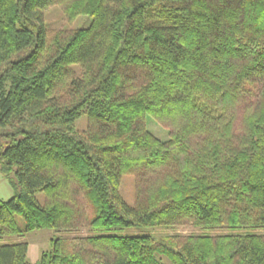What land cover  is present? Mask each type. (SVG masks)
Returning a JSON list of instances; mask_svg holds the SVG:
<instances>
[{
  "label": "trees",
  "instance_id": "1",
  "mask_svg": "<svg viewBox=\"0 0 264 264\" xmlns=\"http://www.w3.org/2000/svg\"><path fill=\"white\" fill-rule=\"evenodd\" d=\"M0 170V264H264V0H0ZM177 226L203 232L125 233ZM40 228L90 232L3 242Z\"/></svg>",
  "mask_w": 264,
  "mask_h": 264
},
{
  "label": "rangeland",
  "instance_id": "2",
  "mask_svg": "<svg viewBox=\"0 0 264 264\" xmlns=\"http://www.w3.org/2000/svg\"><path fill=\"white\" fill-rule=\"evenodd\" d=\"M91 23L92 18L87 15L80 16L73 22H70L63 12L61 6L59 5L52 6L50 9H48L45 16V26L51 30L88 28ZM76 126L80 131L86 130L88 126L87 116L84 115L83 117H81L77 121ZM147 128L162 141H168L170 139V130L162 126L151 115L147 117ZM120 190L125 201L130 205H134L136 200V176L132 173L124 175ZM20 191L21 188L18 183L16 172L13 170L7 175L0 170V202L10 200ZM37 198L41 203H43L45 200V194L43 192H40L37 194ZM17 220L20 227L24 229L26 226L25 219L21 215H17ZM89 232L90 231L88 229H83L79 232L60 233L50 228H40L34 231L25 232L20 236L4 237L3 242L9 243L23 241L28 243L29 251L27 260L30 263H36L41 259L43 252L52 249V240L54 238H61L65 242L75 235H86L89 234ZM151 232L155 236L167 237L174 235L202 233L203 231L192 226L159 227L153 230L145 227H135L125 231V233L128 234H144ZM213 233H222V231H215ZM66 251L67 250L65 249V253H67ZM165 262H167V264H170L167 260H165Z\"/></svg>",
  "mask_w": 264,
  "mask_h": 264
}]
</instances>
